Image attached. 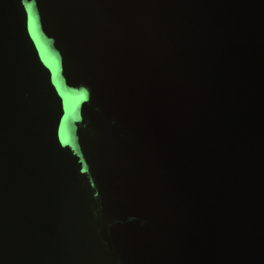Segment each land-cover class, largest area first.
<instances>
[{
	"label": "water",
	"instance_id": "95a60500",
	"mask_svg": "<svg viewBox=\"0 0 264 264\" xmlns=\"http://www.w3.org/2000/svg\"><path fill=\"white\" fill-rule=\"evenodd\" d=\"M0 264H264V0H0Z\"/></svg>",
	"mask_w": 264,
	"mask_h": 264
}]
</instances>
